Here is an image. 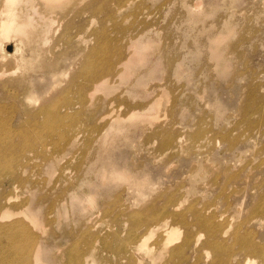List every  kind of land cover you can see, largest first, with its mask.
I'll list each match as a JSON object with an SVG mask.
<instances>
[{
  "label": "rangeland",
  "instance_id": "374dc122",
  "mask_svg": "<svg viewBox=\"0 0 264 264\" xmlns=\"http://www.w3.org/2000/svg\"><path fill=\"white\" fill-rule=\"evenodd\" d=\"M45 2L21 0L14 9L27 13L24 31L0 29V72H6L0 77V264H127V249L152 217L161 220L163 209L184 212L189 223L195 211L217 216L213 221L227 231L217 238L229 249L226 263L263 264L237 241L264 245V0ZM44 24L50 34L43 35ZM62 70L70 72L42 102L47 110L29 104ZM95 71L105 80L102 89L79 92L81 85L91 88ZM30 111L37 123L24 121ZM49 111L67 118L54 122ZM117 170L130 177L108 176ZM169 222L177 228L167 240L176 246L186 228ZM158 229L143 246L156 244ZM208 238L200 233L193 250ZM152 248L134 258L165 264L164 257L151 260ZM198 254L191 263L214 264L219 257L208 249Z\"/></svg>",
  "mask_w": 264,
  "mask_h": 264
},
{
  "label": "bare ground",
  "instance_id": "6f19581e",
  "mask_svg": "<svg viewBox=\"0 0 264 264\" xmlns=\"http://www.w3.org/2000/svg\"><path fill=\"white\" fill-rule=\"evenodd\" d=\"M21 0H4V7H6L4 10H2L1 9V11L4 13V11H6V14L4 15H0V29H9V28H12V26H14V27H17V26H19L20 28H22V26L24 27V25H25V21L24 20H22V18L27 14V13H25V11H21V10H19V9H17V10H15L14 9V5L16 4L17 5V3L18 2H20ZM60 2V1H62V0H46V2L45 3H47V4H49V3H53V2H55V3H57V2ZM137 2V1H136ZM126 3V2H125ZM128 3V2H127ZM126 3V4H127ZM2 5V6H3ZM122 6V5H121ZM121 6H119V7H121ZM129 6V5H128ZM131 6V5H130ZM18 7V6H17ZM13 8V9H12ZM127 8V7H126ZM139 8V7H138ZM31 9H35V7H32ZM142 9V8H141ZM65 10V9H64ZM63 10V11H64ZM72 10V9H71ZM136 10V9H135ZM136 12V11H135ZM138 12V11H137ZM140 12V11H139ZM33 13V12H32ZM60 13V12H59ZM133 13V12H132ZM2 14V13H1ZM36 14V13H35ZM34 14V15H35ZM137 14H139V13H137ZM32 15V14H31ZM133 15V14H132ZM138 16V15H137ZM26 17H27V15H26ZM29 17V16H28ZM29 20V19H28ZM39 21V20H38ZM40 22V21H39ZM48 22V21H47ZM90 22H92V21H90ZM141 22V21H140ZM140 22H138V23H140ZM224 22V21H223ZM33 23V22H32ZM35 23V22H34ZM51 23H53V21L51 22ZM48 24H49V22H48ZM142 24V23H141ZM54 25V24H53ZM221 25V24H220ZM225 25H227V24H225ZM33 26V25H32ZM31 26V27H32ZM52 27V26H51ZM24 28H22L20 31H24L23 30ZM25 29H27V27L25 28ZM29 29V28H28ZM43 29H44V31H43V35H46L47 33L48 34H50L49 32L51 31L49 28H48V25H46V24H44V26H43ZM248 29V28H247ZM32 30V29H31ZM59 30V29H58ZM136 30V29H135ZM223 30H224V28H223ZM19 31V30H18ZM56 31V30H55ZM54 31V32H55ZM27 32V31H26ZM32 33V31H29L28 33ZM226 32V31H225ZM253 32V31H252ZM236 33V32H235ZM235 33L233 34V36L235 35ZM238 34H239V32H237ZM54 34V33H53ZM106 34V33H105ZM104 34V35H105ZM243 34V33H242ZM241 34V35H242ZM247 34V33H246ZM27 35H29V34H27ZM143 35V34H142ZM240 35V34H239ZM238 35V36H239ZM19 37H21V36H18V39H19ZM27 37V36H26ZM29 37V36H28ZM32 37V36H31ZM137 37H139V36H137ZM136 37V38H137ZM79 38V37H78ZM81 38V37H80ZM140 38V37H139ZM47 39H48V37L46 36V38H45V36L42 38V39H40L41 41H44V45H46L45 44V42L47 41ZM67 39H69L68 37H67ZM108 39V38H107ZM142 39V38H141ZM140 39V40H141ZM239 39V38H238ZM256 39V38H255ZM22 40V39H21ZM128 40H129V38H128ZM35 41V40H34ZM33 41V42H34ZM49 41V40H48ZM99 41V40H98ZM105 41H106V39H105ZM121 41V40H120ZM31 42H32V40H31ZM36 42H40V41H35L34 43H36ZM50 42V41H49ZM261 42V41H260ZM99 43H100V41H99ZM259 43V42H258ZM28 44V43H27ZM37 44V43H36ZM40 44V43H39ZM42 44V43H41ZM49 43L47 42V45H48ZM116 44V43H115ZM129 44V43H128ZM34 45V44H33ZM75 45V44H74ZM1 46V45H0ZM259 46V45H258ZM41 47V46H40ZM39 47V49H41ZM44 47V46H43ZM102 47V46H101ZM250 47H252V46H250ZM254 47V46H253ZM3 46H1L0 47V52L2 53L3 51ZM30 48H32V47H30ZM93 48V47H92ZM38 49V50H39ZM46 49V48H45ZM95 49V48H94ZM103 49V48H102ZM105 49V48H104ZM132 49V48H131ZM15 50H17V48L15 49ZM37 50V49H36ZM47 50V49H46ZM55 50V49H54ZM97 50V49H96ZM251 50V49H250ZM29 51V50H28ZM84 51H85V49H84ZM94 51V50H93ZM37 52V51H36ZM46 52V51H45ZM34 53V52H33ZM42 53V52H41ZM107 53V52H106ZM7 54V53H6ZM44 54V53H43ZM81 54V53H80ZM93 54V53H92ZM119 54H120V51H119ZM10 55V54H9ZM9 55H7V56H9ZM94 55L95 54H93V57H94ZM108 55V54H107ZM121 55V54H120ZM37 56V55H36ZM44 56V55H43ZM128 56V55H127ZM97 57V56H96ZM232 57V56H231ZM30 58H32V59H34L33 57H32V55H31V57ZM45 58V57H44ZM43 58V59H44ZM73 61L74 62H72V65H75L76 63H77V61H78V56L77 55H75L74 57H73ZM81 59V58H80ZM93 59V58H92ZM92 59H90V60H92ZM112 59H114V58H112ZM111 59V60H112ZM195 59V58H194ZM234 59V58H233ZM19 60H21V61H23V60H25V57H24V55H21L20 56V59ZM68 61H69V59H67ZM196 60V59H195ZM26 61V60H25ZM32 61V60H31ZM49 61V60H48ZM66 61V60H65ZM89 59H85V66L87 67V68H89L88 66H89ZM93 61V60H92ZM99 61V60H98ZM46 62V61H45ZM71 62V61H70ZM69 62V63H70ZM119 62V61H118ZM2 63V62H1ZM32 63H35V62H32ZM51 63V62H50ZM49 63V64H50ZM55 62H53V63H51V64H54ZM93 63V62H92ZM227 63V62H226ZM42 64H44V63H42ZM41 64V65H42ZM46 64V63H45ZM56 64V63H55ZM175 64V63H174ZM39 65V64H38ZM47 65V64H46ZM168 65V64H167ZM244 65H245V63H244ZM52 66H54V65H52ZM51 66V67H52ZM25 67V66H24ZM42 66H40V67H38V68H41ZM45 67V66H44ZM50 67V66H49ZM26 68V67H25ZM38 68H36L37 70H39ZM42 69V68H41ZM70 69V68H69ZM51 70V69H50ZM112 70V69H111ZM36 71V70H35ZM68 72H70V71H68V70H62L61 72H60V74L59 75H53L52 76V78H51V80L50 81H48V82H46L43 86H42V93L43 94H45L42 98H40L39 96H32L31 98H29V99H32V101L33 102H30L29 101V104H31V103H33V105H35V106H37V105H41L42 104V102L44 103V101L46 102V101H48L49 99L48 98H50L52 95L54 96V94L55 93H57V91H59L58 89L59 88H61L59 85H60V82L62 81V79H60V76L62 75V76H64V75H66ZM207 72V71H206ZM109 73V72H108ZM121 73V72H120ZM240 73H242V72H240ZM6 74V72H0V77L2 76V75H5ZM9 74V73H8ZM81 74H82V72H81ZM240 75V74H239ZM19 76V75H18ZM49 76V75H48ZM57 76H59V79H57L56 77ZM61 76V77H62ZM66 77V76H65ZM43 78V77H42ZM67 78V77H66ZM40 79V78H39ZM38 79V80H39ZM63 80H64V78H63ZM65 80H67V79H65ZM64 80V81H65ZM88 80H90L89 82H90V85H89V87L91 86V88H89V89H83L82 88V85L79 87V92H85V95H86V92H98V91H100L101 89H102V85H103V83L105 82V80L102 78V76H101V74L100 73H97V71H95V73L90 77V78H88ZM126 80V79H125ZM4 84H5V81H0V89H1V87L3 88V86H4ZM253 84V83H252ZM251 84V85H252ZM30 86V85H29ZM58 86H59V88H58ZM63 87V86H62ZM31 88H29V90H30ZM113 89V88H112ZM24 90H26V89H24ZM64 90H66V91H68L69 89H64ZM107 90V89H106ZM109 91V90H108ZM62 92V91H61ZM25 93V92H24ZM27 93V92H26ZM64 93H66V92H64ZM68 93H70V91L68 92ZM26 95V94H25ZM64 95V94H63ZM67 95V94H66ZM65 95V96H66ZM88 95V94H87ZM52 96V97H53ZM159 96V95H158ZM60 97H61V95H60ZM59 97V98H60ZM59 98H58V100H59ZM26 99H27V97H26ZM54 99V98H53ZM57 100V101H58ZM68 100V99H67ZM82 102H83V100H80L79 102H78V106L80 107L81 105H82ZM12 103V102H11ZM24 103V102H23ZM64 107H65V109H67L68 110V108L70 107V102H69V100L68 101H65L64 103ZM24 105V104H23ZM45 105H47V103L45 104ZM10 106V105H9ZM25 106V105H24ZM23 106V107H24ZM30 106V105H29ZM38 106V107H39ZM50 106V105H49ZM37 107V108H38ZM48 107V106H47ZM148 107V106H147ZM10 108V107H9ZM34 108V107H33ZM36 108V109H37ZM87 108H89V107H87ZM92 108V107H91ZM28 109V108H27ZM39 110H42V111H46L47 110V108H45V106L43 107L42 105L38 108ZM15 110V109H14ZM71 110V109H70ZM74 110V109H73ZM263 110V109H262ZM26 111V110H25ZM41 111V112H42ZM52 111V110H51ZM51 111H49L50 113H48L49 114V116H50V118L51 119H53L54 120V122H60V120H64V118H67V114L65 113H58V112H56V111H54V112H56L57 114H55L54 112H51ZM10 112V111H9ZM31 112V111H30ZM34 112V111H33ZM33 112H31V113H28V117H25L24 118V121L25 122H28V121H30V120H33L35 123H37V121H36V114L35 113H33ZM37 112V111H36ZM70 113V112H69ZM11 114V113H10ZM12 116H14V115H12ZM23 116V115H22ZM13 118V117H12ZM260 119H263V118H260ZM33 122V123H34ZM66 122V121H65ZM73 122V121H72ZM30 123V122H29ZM113 123V122H112ZM20 125H21V123H20ZM19 125V126H20ZM23 125H25V124H23ZM28 125H30V124H28ZM32 125V124H31ZM260 125V124H259ZM24 127V126H23ZM35 127V126H34ZM262 127V126H261ZM30 128H33V125H32V127H30ZM37 128V127H36ZM21 129V128H20ZM52 129V128H51ZM258 129V128H257ZM48 130V129H47ZM108 130V129H107ZM24 131V130H23ZM262 131H264L263 129H262ZM33 132V131H32ZM48 132V131H47ZM256 132V131H255ZM28 133H30V132H28ZM51 133V132H50ZM54 133V132H53ZM34 134V133H33ZM256 134H258V133H256ZM256 134H252V135H256ZM262 134V133H261ZM260 134V135H261ZM263 135V134H262ZM51 136V135H50ZM105 136H107L106 134H105ZM195 136V135H194ZM253 136V137H254ZM257 136V135H256ZM252 137V138H253ZM260 137V136H259ZM90 138V137H89ZM93 138V137H92ZM106 138V137H105ZM104 138V139H105ZM168 139V138H167ZM90 140V139H89ZM249 140V139H248ZM36 141V140H35ZM34 141V142H35ZM59 141V140H58ZM97 141V140H96ZM247 141V140H246ZM254 141V140H253ZM255 141H256V138H255ZM60 142H61V140H60ZM93 142H94V140H93ZM43 143H44V141H43ZM252 143V142H251ZM40 144V143H39ZM94 144V143H93ZM102 144H103V142H102ZM105 144V143H104ZM28 145H29V143H28ZM31 145V144H30ZM255 145V144H254ZM43 146V145H42ZM45 146V145H44ZM165 146V145H164ZM199 147V146H198ZM1 149V148H0ZM10 149H12V148H10ZM35 149V148H34ZM42 149H44V148H42ZM41 149V150H42ZM195 149V148H194ZM201 149V148H200ZM264 149V148H263ZM40 150V151H41ZM52 150V149H51ZM204 150V149H203ZM7 151V150H6ZM21 151V150H20ZM92 151V150H91ZM90 151V152H91ZM254 151V150H253ZM1 152V151H0ZM43 152V151H42ZM112 152V151H111ZM259 152V151H258ZM8 153V152H7ZM37 153H39V151H37L36 152V154ZM85 153H87V152H85ZM92 153V152H91ZM97 153H98V151H97ZM9 154V153H8ZM17 154V153H16ZM18 154H20V153H18ZM109 154H110V152H109ZM1 155V154H0ZM46 155V154H45ZM51 155V154H50ZM17 157V156H16ZM50 157V156H49ZM52 157V156H51ZM55 157V156H54ZM106 157V156H105ZM6 158V157H5ZM104 158V157H103ZM102 158V159H103ZM152 158H153V156H152ZM262 158V157H261ZM32 159V158H31ZM87 159V158H86ZM106 159H107V157H106ZM154 159V158H153ZM257 159H258V157H257ZM264 159V158H263ZM14 160H16V159H14ZM21 159H19L18 161H20ZM35 160V159H34ZM51 160H52V158H51ZM104 160V159H103ZM261 160V159H260ZM260 160H259V162H260ZM32 161V160H31ZM85 160H83V162H84ZM157 161V160H156ZM250 161V160H249ZM2 162V161H1ZM4 162V161H3ZM50 162V161H49ZM102 162V161H101ZM108 162V161H107ZM155 162V161H154ZM251 162V161H250ZM261 162H262V160H261ZM114 163V162H113ZM253 163V162H252ZM251 163V164H252ZM88 164V163H87ZM109 164V163H108ZM195 164V163H194ZM260 164V163H259ZM13 165V164H12ZM18 165V164H17ZM48 165V164H47ZM170 165V164H169ZM168 165V166H169ZM172 165V164H171ZM250 165V164H249ZM248 165V166H249ZM254 165H255V163H254ZM32 166H34V165H32ZM167 166V165H166ZM261 165H259L258 166V168L260 167ZM23 167V166H22ZM70 167V166H69ZM83 167V166H82ZM104 167V166H103ZM246 167V166H245ZM19 168V167H18ZM17 168V169H18ZM106 168V167H105ZM104 168V169H105ZM198 168V167H197ZM14 169V168H13ZM115 169H116V167H115ZM190 169V168H189ZM247 169V168H246ZM93 170V169H92ZM11 171V170H10ZM24 171V170H23ZM26 171V170H25ZM24 171V172H25ZM33 171V170H32ZM245 171V170H244ZM34 172V171H33ZM63 172V171H62ZM101 172V171H100ZM235 172V171H234ZM237 172V171H236ZM246 172V171H245ZM251 172V171H250ZM249 172V173H250ZM10 173V172H9ZM130 173V172H129ZM224 173V172H223ZM222 173V174H223ZM230 173V172H229ZM11 174V173H10ZM64 174V173H63ZM83 174V173H82ZM231 174V173H230ZM246 174V173H245ZM12 175V174H11ZM14 175V174H13ZM233 175V174H232ZM242 175V174H241ZM22 176V175H21ZM34 177H35V175H33ZM109 177H111L112 179H116V180H121V179H123V180H127L129 177H130V175H128V174H125L123 171H115V173H114V175H108ZM248 176V175H247ZM252 176V175H251ZM4 177V176H3ZM66 178V177H65ZM225 178V177H224ZM233 178V177H232ZM244 178V177H243ZM261 178V177H260ZM257 179V178H256ZM11 180H13V178L11 179ZM82 180V179H81ZM246 180H247V178H246ZM249 180V179H248ZM255 180V179H254ZM260 180V179H259ZM228 181V180H227ZM256 181V180H255ZM14 182V181H13ZM132 182V181H131ZM263 182V181H262ZM246 183V182H245ZM244 183V184H245ZM261 184H263V183H261ZM259 185V184H258ZM27 186V185H26ZM141 186V185H140ZM230 186V185H229ZM25 187V186H24ZM249 187V186H248ZM260 187V186H259ZM263 187V186H262ZM243 188V187H242ZM254 188H255V186H254ZM80 189V188H79ZM138 189V188H137ZM145 189V188H144ZM248 189V188H247ZM252 189V188H251ZM257 189V188H256ZM243 190V189H242ZM249 191H251V190H249ZM258 191V190H257ZM261 191V190H260ZM235 192V191H234ZM237 192V191H236ZM254 192V191H253ZM259 192V191H258ZM262 192H263V190H262ZM139 193V192H138ZM145 193V192H144ZM241 193V192H240ZM251 193V192H250ZM261 193V192H260ZM242 194V193H241ZM263 194H264V192H263ZM8 195V194H7ZM249 195V194H248ZM162 196V195H161ZM252 196H253V194H252ZM261 196H262V194H261ZM171 197H172V195H171ZM251 197V196H250ZM91 198V197H90ZM256 198V197H255ZM88 199V198H87ZM92 199V198H91ZM9 200V199H8ZM85 201V200H84ZM237 201V200H236ZM258 201V200H257ZM89 202V201H88ZM169 202V201H168ZM252 202V201H251ZM26 203V202H25ZM145 204H147V203H145ZM154 204V203H153ZM179 204V203H178ZM230 204V203H229ZM254 204V203H253ZM123 205H125V204H123ZM167 205V204H166ZM165 205V206H166ZM252 205V204H251ZM261 205V204H260ZM264 205V204H263ZM263 205H261V206H263ZM56 206H57V204H56ZM192 206V205H191ZM242 206V205H241ZM128 207V206H127ZM256 207V206H255ZM254 207V208H255ZM264 207V206H263ZM139 209H140V205H139V207H138ZM151 208V207H150ZM178 208V207H177ZM207 208V207H206ZM253 208V207H252ZM121 209V208H120ZM205 209V208H204ZM239 209V208H238ZM126 210V209H125ZM174 210V209H173ZM173 210H171V211H173ZM190 211H191V209H189ZM261 210V209H260ZM27 211V210H26ZM137 211V210H136ZM154 211V210H153ZM162 211V212H161ZM161 211H159V212H161L160 214H159V212L157 213L158 214V216H161V215H163L162 216V218H161V220H155V217L153 218H151V219H153L152 221H151V224L150 225H148L149 227L146 229V231L144 232V230H143V232L144 233H142V235L140 236V238L138 237V239H137V242L134 244L135 246H131V251L129 250V249H127L128 251H129V255H127L126 257H127V264H131L130 263V260L131 259H133V260H135V261H137V259L138 258H134V254H135V252H139V253H142V252H144V253H146L147 254V256L152 252V250H153V248L152 247H155V254H152V258H151V260L153 261V260H156V257L158 256L159 258H161V257H164V260H166V262H165V264H175L174 263V260L175 259H177V258H179V260H181L180 261V263L179 264H184V263H186V264H195V263H191V261H190V258H191V256L195 259V260H197L198 259V257H199V254H198V251L199 250H201L202 251V249H204V250H210L212 253H213V255H215L216 256V254H218L219 255V257H217V259L214 261V264H227L226 263V254L228 253V251H229V249L226 247V245H224L223 243L222 244H220L219 242H218V240H217V238H218V236H219V233L221 232V231H223V230H225L224 228H225V226L224 225H221V224H219V223H217V221H213V219L214 218H217V216H214V218L213 217H210V215L209 216H207V215H202V214H200V213H198V212H193L192 214H193V219H192V221L193 222H191V223H189V222H187L182 216L184 215V212H181V213H178V212H175V211H173V212H169L168 210H166V209H163V210H161ZM184 211V210H183ZM238 211V210H237ZM251 211V210H250ZM118 212H120V211H118ZM122 212V211H121ZM259 212V211H258ZM124 213V212H123ZM133 213H134V211H133ZM140 213V212H139ZM263 213V212H262ZM252 214H253V212H252ZM256 214V213H255ZM131 216V215H130ZM141 216V215H140ZM149 216V215H148ZM212 216V215H211ZM220 215H218V217H219ZM251 216V215H250ZM254 216V215H253ZM252 216V217H253ZM140 218V217H139ZM169 218L171 219V218H173L175 221H176V223L177 224H179V225H183L185 228H186V233H185V237L179 242V244H177L176 246H173L172 244H170L171 243V240H167V237L171 234V232L172 231H175V229L177 228V226H172V225H170V222H169ZM135 219V218H134ZM151 219H149V220H151ZM218 219V218H217ZM139 220V219H138ZM216 220V219H215ZM219 220V219H218ZM259 220V219H258ZM130 221H131V219H130ZM140 221V220H139ZM220 221V220H219ZM218 221V222H219ZM260 221V220H259ZM136 222H137V219H136ZM225 222V221H224ZM223 222V223H224ZM242 223V222H241ZM245 223V222H244ZM243 223V224H244ZM246 224V223H245ZM53 225V224H52ZM240 225V224H239ZM242 225V224H241ZM258 225V224H257ZM14 226V225H13ZM90 226H91V224H90ZM192 226H194V227H197L198 229H199V232H196V233H193L192 232V230H191V227ZM16 227V226H15ZM18 227V226H17ZM87 228V227H86ZM159 228V229H158ZM152 229H158L159 230V232H158V239H157V242H156V244L154 245V246H143L145 243H146V241H145V239L144 238H146L150 233H151V230ZM239 230V229H238ZM135 232V231H134ZM202 232H205L206 234H207V236H209V238H208V240L205 242V244H203V246H201V247H198V249H196V250H193L194 248H195V246H196V244L198 243V241H199V236H200V233H202ZM227 231H223L222 233L223 234H225ZM235 232V231H234ZM252 232H253V230H252ZM47 233V232H46ZM244 233H245V231H244ZM248 233V232H247ZM250 233V232H249ZM2 234V233H1ZM86 234V233H85ZM131 234V233H130ZM256 234V233H255ZM45 235H47V234H45ZM133 235V234H132ZM237 235H238V233H237ZM14 236V235H13ZM131 236V235H130ZM129 236V237H130ZM134 236H136V235H134ZM241 236V235H240ZM239 236V237H240ZM244 236V235H243ZM255 236V235H254ZM253 236V237H254ZM242 237V236H241ZM240 237V238H241ZM245 237V236H244ZM252 237V238H253ZM36 238V237H35ZM38 238V237H37ZM136 238V237H135ZM234 238V237H233ZM236 238H237V236H236ZM250 238H251V235H250ZM13 239V238H12ZM28 239V238H27ZM127 239H128V237H127ZM15 240V239H14ZM235 241L237 240V239H234ZM28 241V240H27ZM106 241V240H105ZM134 242V241H133ZM240 245H241V247H243L244 249H248L249 251H251L252 253H254V255H256V256H260V257H262L263 258V260H262V263L264 264V255L262 256V254H263V252H264V245H259V244H256V243H252V242H250V241H245L244 239H240V240H238L237 241ZM27 243V242H26ZM107 243V242H106ZM127 243V242H126ZM34 244V243H33ZM28 245V244H27ZM32 245V244H31ZM30 245V246H31ZM124 245V244H123ZM105 246V245H104ZM107 246V245H106ZM127 247V246H126ZM190 247H192V248H190ZM23 248V247H22ZM104 248V247H103ZM74 249V248H73ZM185 249L187 250V249H191L192 251H194V253L193 254H188L187 252L185 253ZM243 249V250H244ZM72 250V249H71ZM126 250V249H125ZM126 250V251H127ZM119 251V250H118ZM124 251V250H123ZM35 253L33 254V260H36V258H38V256H39V252L38 251H34ZM72 252V251H71ZM190 252V251H189ZM251 252H249V253H251ZM124 253H125V251H124ZM134 253V254H133ZM204 253V251L202 252V254ZM124 255H126V254H124ZM132 255V256H131ZM208 256V254H206V253H204V257L205 256ZM252 255V254H251ZM30 256H31V254H30ZM71 256V255H70ZM125 257V258H126ZM157 257V258H158ZM173 257H177V258H173ZM66 258V257H65ZM67 259V258H66ZM71 259H73V258H71ZM83 259V258H82ZM174 259V260H173ZM206 259H207V257H206ZM230 259V258H229ZM179 260H177L176 262H178ZM32 261V260H31ZM71 261V260H70ZM6 262V261H5ZM33 262V261H32ZM68 262H69V260H68ZM137 262H139V264H140V259L137 261ZM242 262H244V264H249V260L246 258L244 261H242ZM84 263V262H83ZM120 263H123L122 261L120 262ZM19 264V263H18ZM68 264H70V263H68ZM71 264H73V263H71ZM158 264V263H157Z\"/></svg>",
  "mask_w": 264,
  "mask_h": 264
}]
</instances>
